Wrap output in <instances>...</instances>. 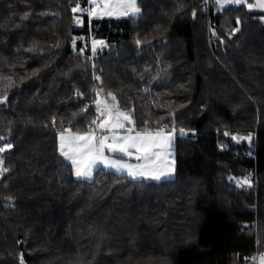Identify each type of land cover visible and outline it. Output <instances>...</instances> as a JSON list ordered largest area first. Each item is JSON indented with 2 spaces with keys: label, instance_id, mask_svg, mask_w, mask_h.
<instances>
[{
  "label": "trees",
  "instance_id": "16d2710c",
  "mask_svg": "<svg viewBox=\"0 0 264 264\" xmlns=\"http://www.w3.org/2000/svg\"><path fill=\"white\" fill-rule=\"evenodd\" d=\"M243 1L137 0L79 25L85 0H0V264H258L264 11ZM100 92L135 131L176 129L175 177H75L58 135L93 129Z\"/></svg>",
  "mask_w": 264,
  "mask_h": 264
},
{
  "label": "snow or ice",
  "instance_id": "6c2138e0",
  "mask_svg": "<svg viewBox=\"0 0 264 264\" xmlns=\"http://www.w3.org/2000/svg\"><path fill=\"white\" fill-rule=\"evenodd\" d=\"M86 3L97 4L98 0H85ZM239 4L240 0H234ZM115 5V6H113ZM264 8V3H259ZM252 5H249L251 8ZM76 12V9H72ZM141 9L137 6V0H100L99 8H90L89 13L92 16H113L119 14L127 17L139 13ZM195 16V13H193ZM238 30V29H237ZM141 40L137 39L136 44L140 45ZM97 44L103 46L104 40L94 41L91 51L94 54L97 51ZM6 99V98H5ZM115 99V97H113ZM0 100V103H3ZM96 111L100 114L103 122L99 128L104 132H110V135L97 137L94 132L89 131L84 135H60V152L64 157L71 160L75 168V176L89 177L92 169L97 164H103L105 167L115 168L117 171H127L128 175L135 179L142 177L146 179L160 180L163 176L171 174L173 161L166 159L165 156H171V149L175 128L165 131L164 128H157L155 131L144 130L134 133L132 127L126 128V123H131V117L125 113L118 112L113 115V106L100 102L96 105ZM95 123V121L93 122ZM117 130L123 131L120 135ZM183 132V129H180ZM251 139V136L246 137ZM82 145V147H81ZM13 145L7 144L0 148V152L11 149ZM105 149L110 150L113 154H121L129 159L135 157L137 163L130 164L122 160H114L104 155ZM3 162L0 161V164ZM248 183L247 180L244 181ZM261 264H264V255L261 256Z\"/></svg>",
  "mask_w": 264,
  "mask_h": 264
},
{
  "label": "rangeland",
  "instance_id": "374dc122",
  "mask_svg": "<svg viewBox=\"0 0 264 264\" xmlns=\"http://www.w3.org/2000/svg\"><path fill=\"white\" fill-rule=\"evenodd\" d=\"M216 1H217L218 6H219L220 8H223V7H225V6H227V5H231V4H232V5H239L240 3L245 2V1H243V0H240V3L237 4V3L234 2V0H216ZM207 3H208V0H207ZM259 3H264V0H255L253 3H250V4H247V3H246V4H247L248 8H249V5H252V7L249 8V9H251V10H255V11H264V8H261V7L259 6ZM113 6H115V5H113ZM93 8H99V4H96V6H94ZM77 12H79L78 15H77V23H78L79 25H82V24H83V16H82L81 9H80V10L77 9ZM101 16H102V17H113V16L121 17L119 14H117V15H113V16H104L103 14H101L100 16H92V15L89 14V17H90V18H93V17H101ZM260 19H261L262 22L264 23V17H261ZM212 31H213V34H214V29H212ZM97 41H98V40H97ZM91 42H92V44H93L94 40H91ZM97 46H98V44H97ZM100 102H103V103H106V104H108V105H110V106H113V115H115V114L117 113V111H118V112H122V113H125V114H127V115L130 116L129 113H127L126 111H124V110H122L121 108H119V107L116 105V103H115L112 99H110V100L107 99V98L105 97V95H104L102 92L98 93V95H97L96 103L98 104V103H100ZM130 117H131V116H130ZM131 120H132V118H131ZM127 127H129V123H126V128H127ZM99 129H100V128H99ZM117 131L119 132L120 135H124V134H126V133H124L123 131H120V130H117ZM165 131H167V130H165ZM88 132H89V131H73V130H68V131H65V130H64V131L60 132L59 135H58L59 150H60V140H59V137H60L61 134L65 135V136H68V135H73V136H75V135H84L85 133H88ZM92 132H94V134H95L97 137H102V136H104V135H110V134H111L110 132H104V131H102L101 129L99 130V132H96V131H92ZM135 132H139V131H134L133 134H135ZM232 133H240V132H239V131H231V132H230V135H231ZM240 134H241V135H244V134H242V133H240ZM246 139H247V138H246ZM81 147H82V145H81ZM168 151H171L172 155H171V156H167V155H166L165 158H166V159H171V160L173 161V164L171 165L173 171H172L171 174H168V175L163 176L160 180H163V179H165V178H172V177H175V175H176V171H175V165H176V133L173 135L171 149H167V150H165L166 153H167ZM104 155H105V156H108V157L111 158V159H114V160H122V161L127 162V163H130V164H136V163H137L135 157H133L132 159H129L128 157H126V156H124V155H121V154H119V153H117V154H113V153H112L110 150H108V149H105V151H104ZM99 167H103V168H106V169H110V170H113V171H115V172H117V173H120V174H126L128 177H130V176L128 175V173H127L126 170H125V171H117L115 168H112V167H105L103 164H97L93 169H97V168H99ZM93 169H92V174H91V176H89V177H80V178H81V179H87V180L92 179V177H93V175H94V171H93ZM73 170H74V173H75V168H74V166H73ZM74 175H75V174H74ZM75 177H76V176H75ZM76 178H77V177H76ZM130 178H132V177H130ZM135 179H146V178L136 177ZM147 180H154V179H147ZM160 180H155V181H160ZM233 180H234V182H236V184H237L239 187L247 186V185H249V184L252 183V175L250 174V175H246V176H233ZM245 180H247L248 183H245V182H244ZM259 264H261V261H259Z\"/></svg>",
  "mask_w": 264,
  "mask_h": 264
},
{
  "label": "built area",
  "instance_id": "2783aa9c",
  "mask_svg": "<svg viewBox=\"0 0 264 264\" xmlns=\"http://www.w3.org/2000/svg\"><path fill=\"white\" fill-rule=\"evenodd\" d=\"M99 2H100V0H98V3L97 4H99ZM210 4H211V0H208V4H207V10L208 11H209V7L211 6ZM92 6H93V4L88 3L84 8H82V10H81L82 14H88L89 15L90 14L89 13V9L92 8ZM92 40L95 41V39H92ZM103 119H106V117L101 118L100 117V114L97 113L96 114V117H95V123L93 124V127H92L93 129H91V131L99 132V130H100L99 129V124L103 122ZM231 136H233L234 140H236V141H242V139L244 138L243 137L244 135H241L240 133H232ZM261 256H262L261 254H257L254 257V259L258 262V264H259V261H261V259H260Z\"/></svg>",
  "mask_w": 264,
  "mask_h": 264
},
{
  "label": "crops",
  "instance_id": "0c3cea01",
  "mask_svg": "<svg viewBox=\"0 0 264 264\" xmlns=\"http://www.w3.org/2000/svg\"><path fill=\"white\" fill-rule=\"evenodd\" d=\"M100 18H102V16L100 17ZM63 156V155H62ZM64 157V156H63ZM67 161H69V162H71V160L69 159V158H67V157H64ZM93 171H95V169H93Z\"/></svg>",
  "mask_w": 264,
  "mask_h": 264
}]
</instances>
